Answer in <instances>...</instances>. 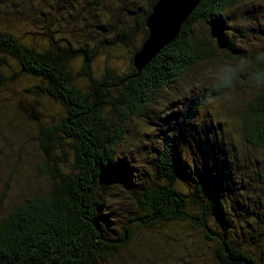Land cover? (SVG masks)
Returning a JSON list of instances; mask_svg holds the SVG:
<instances>
[{
  "label": "trees",
  "instance_id": "trees-1",
  "mask_svg": "<svg viewBox=\"0 0 264 264\" xmlns=\"http://www.w3.org/2000/svg\"><path fill=\"white\" fill-rule=\"evenodd\" d=\"M5 1L0 96L15 95L11 85L26 83L22 92L58 103L65 112L60 125L49 114L44 121L34 116L45 156L38 171L50 188L24 198L0 222V264H111L140 230L177 231L178 225L189 226L179 233L192 230L214 243L221 264H264L262 160L246 162L249 156H238L220 133L219 141L204 138V131L191 139L199 112L223 99L219 93L205 87L175 120L174 130L162 132L149 171L139 172L134 158L125 155L133 119L151 112L164 93L192 89L185 76L212 57L211 43L225 57L247 56L226 35L242 0H202L178 37L141 70L134 57L149 37L147 18L158 0ZM246 7L254 15L253 6ZM22 24L30 27L19 29ZM233 31L246 36L237 27ZM251 31L264 38L263 22ZM263 48L264 40L250 57ZM126 54L132 60L125 72L107 67ZM241 80L248 86L246 77ZM239 121L246 142L264 151V91ZM183 140L194 142L192 153L181 149ZM183 182L190 191L181 188ZM115 185L123 186V197H116ZM243 237L260 253L234 239Z\"/></svg>",
  "mask_w": 264,
  "mask_h": 264
},
{
  "label": "rangeland",
  "instance_id": "rangeland-1",
  "mask_svg": "<svg viewBox=\"0 0 264 264\" xmlns=\"http://www.w3.org/2000/svg\"><path fill=\"white\" fill-rule=\"evenodd\" d=\"M244 3L253 6L254 15L247 13L248 7ZM8 9L7 1L0 0V11H7ZM235 10L234 16L229 21L232 27L226 32L227 38L232 39L234 44L243 47L247 56H251L260 48L264 40L261 35L251 31V27H256V22H263L264 24V13L262 12L264 0H242L237 4ZM256 17L258 21H256ZM28 26L30 27L29 24H22L18 28ZM234 27L240 29L242 34L246 36L241 37L235 33ZM206 31L210 33L208 25ZM211 45L214 48V54L204 61L211 63L217 57H225L226 53L217 43H211ZM130 59L131 56L126 54L119 60L109 62L110 66L107 67L125 72L131 66ZM99 62L103 63L104 58H101ZM202 62L185 76L192 89L185 85L179 92L172 89L169 94L164 93L158 98L157 103L150 107L151 112L146 116H136L133 119V125L130 129H133L134 133L130 138L132 142L125 146V155L128 158H134V164L139 172L141 170L149 171L148 166L155 156L154 148L159 146L156 142L163 135L162 132L167 129L164 133H171L176 127L175 120L193 102V99L207 87L202 85L199 80ZM13 85L14 87L11 85L12 91L10 93L15 94L17 92L15 95L0 96V222L24 198H33L36 194L49 190L50 182L38 171L45 156L38 147V131L34 116L38 115L40 120L44 121V114H49V121L60 125L59 117L65 112V109L58 103L47 99L39 100L37 96L31 97L22 92L21 89L24 90L27 86L26 83L25 85L21 83ZM238 90L240 95L237 103L228 105L223 99H217L199 112V117L194 123L196 131L191 132V139L196 141L200 132L204 131V138L214 136L215 141H219L220 133V136H223L222 139L229 146L234 147L238 156H249L248 159H239H247L246 162L248 163L250 159L254 161L257 157L262 160L263 165L260 168L255 165V168H259V171L264 175V151L254 148L246 142L239 121L246 105L253 102L260 91L251 90L243 80L238 85ZM221 112L226 115L221 116ZM38 116L36 120H38ZM187 137L189 138V134ZM199 140L200 138L198 142ZM193 144V141L183 140L181 149H185L190 154L192 153L190 146ZM206 147L210 148V145L207 144ZM131 149L135 150L131 151ZM195 149L198 150L196 147ZM122 187L118 185L113 187L117 192H120L117 193V198L125 195V192L120 191ZM181 188L185 192L191 189L185 182L181 183ZM263 196L260 194V200L264 202ZM182 227L189 228L186 225H178L177 231H173L169 227L161 230H151V228L140 230L127 248L121 250L115 258L110 259L111 264H221V261L218 260L217 246L214 243L204 241L200 234L195 235L192 230L179 233ZM234 239L244 246L243 249L260 253V250L248 247L244 237Z\"/></svg>",
  "mask_w": 264,
  "mask_h": 264
},
{
  "label": "clouds",
  "instance_id": "clouds-1",
  "mask_svg": "<svg viewBox=\"0 0 264 264\" xmlns=\"http://www.w3.org/2000/svg\"><path fill=\"white\" fill-rule=\"evenodd\" d=\"M242 77H246L251 90L264 91V52L255 57L237 59L217 57L211 63L202 62L200 66V83L219 93L228 105L238 102V85Z\"/></svg>",
  "mask_w": 264,
  "mask_h": 264
},
{
  "label": "water",
  "instance_id": "water-1",
  "mask_svg": "<svg viewBox=\"0 0 264 264\" xmlns=\"http://www.w3.org/2000/svg\"><path fill=\"white\" fill-rule=\"evenodd\" d=\"M202 0H158L147 18L149 37L134 57L138 70L148 65L179 35L183 24ZM261 52H264V48Z\"/></svg>",
  "mask_w": 264,
  "mask_h": 264
},
{
  "label": "bare ground",
  "instance_id": "bare-ground-1",
  "mask_svg": "<svg viewBox=\"0 0 264 264\" xmlns=\"http://www.w3.org/2000/svg\"><path fill=\"white\" fill-rule=\"evenodd\" d=\"M82 99V98H81ZM84 103V102H83Z\"/></svg>",
  "mask_w": 264,
  "mask_h": 264
}]
</instances>
